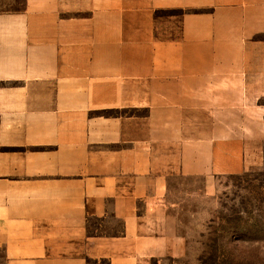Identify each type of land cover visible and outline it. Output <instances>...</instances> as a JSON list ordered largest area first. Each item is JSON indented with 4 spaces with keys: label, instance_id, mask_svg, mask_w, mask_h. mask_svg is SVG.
<instances>
[{
    "label": "crops",
    "instance_id": "0c3cea01",
    "mask_svg": "<svg viewBox=\"0 0 264 264\" xmlns=\"http://www.w3.org/2000/svg\"><path fill=\"white\" fill-rule=\"evenodd\" d=\"M263 98L264 0H0L4 264L185 256L159 198L261 164Z\"/></svg>",
    "mask_w": 264,
    "mask_h": 264
},
{
    "label": "rangeland",
    "instance_id": "374dc122",
    "mask_svg": "<svg viewBox=\"0 0 264 264\" xmlns=\"http://www.w3.org/2000/svg\"><path fill=\"white\" fill-rule=\"evenodd\" d=\"M158 203L164 205L160 213L167 228L183 238L186 252L152 264H264V159L239 174L176 175ZM120 230L118 221L89 220L91 233Z\"/></svg>",
    "mask_w": 264,
    "mask_h": 264
},
{
    "label": "trees",
    "instance_id": "16d2710c",
    "mask_svg": "<svg viewBox=\"0 0 264 264\" xmlns=\"http://www.w3.org/2000/svg\"><path fill=\"white\" fill-rule=\"evenodd\" d=\"M107 264V261H104Z\"/></svg>",
    "mask_w": 264,
    "mask_h": 264
}]
</instances>
